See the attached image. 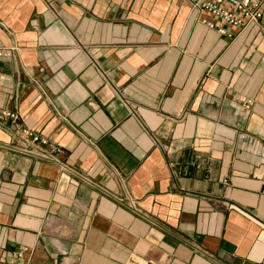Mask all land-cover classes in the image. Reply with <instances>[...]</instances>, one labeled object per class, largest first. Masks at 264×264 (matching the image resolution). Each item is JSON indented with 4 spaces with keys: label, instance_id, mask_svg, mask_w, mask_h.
I'll list each match as a JSON object with an SVG mask.
<instances>
[{
    "label": "crops",
    "instance_id": "crops-1",
    "mask_svg": "<svg viewBox=\"0 0 264 264\" xmlns=\"http://www.w3.org/2000/svg\"><path fill=\"white\" fill-rule=\"evenodd\" d=\"M198 18L0 0V264H264V16L232 37Z\"/></svg>",
    "mask_w": 264,
    "mask_h": 264
},
{
    "label": "built area",
    "instance_id": "built-area-1",
    "mask_svg": "<svg viewBox=\"0 0 264 264\" xmlns=\"http://www.w3.org/2000/svg\"><path fill=\"white\" fill-rule=\"evenodd\" d=\"M187 2L191 11L199 16L197 22L222 36L232 37V34L227 31V27L231 26L241 33V31L254 26L264 16V0H187ZM10 54V50L0 48V57H7ZM251 106L252 100L244 99L243 109L249 111ZM0 118L9 119L13 123L18 121L16 113L7 111H1ZM18 134L21 141L20 148L25 152H28L25 145L32 144L39 147L49 145L47 139L40 137L38 133L30 128L22 127L19 129ZM50 147H52L54 153H59L61 150L59 146L50 145ZM37 154L43 159L50 157L47 151H42V149ZM25 250L22 248L17 254L16 262L9 264H30L24 258Z\"/></svg>",
    "mask_w": 264,
    "mask_h": 264
}]
</instances>
